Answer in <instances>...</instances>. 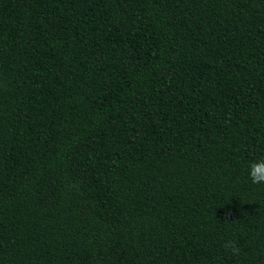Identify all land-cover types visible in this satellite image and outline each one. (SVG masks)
I'll return each instance as SVG.
<instances>
[{"label": "trees", "instance_id": "obj_1", "mask_svg": "<svg viewBox=\"0 0 264 264\" xmlns=\"http://www.w3.org/2000/svg\"><path fill=\"white\" fill-rule=\"evenodd\" d=\"M261 157L264 0H0V264H264Z\"/></svg>", "mask_w": 264, "mask_h": 264}, {"label": "clouds", "instance_id": "obj_2", "mask_svg": "<svg viewBox=\"0 0 264 264\" xmlns=\"http://www.w3.org/2000/svg\"><path fill=\"white\" fill-rule=\"evenodd\" d=\"M248 176L253 184H264V157L255 159L248 165ZM225 251L239 255L241 247L238 241L227 240L223 244Z\"/></svg>", "mask_w": 264, "mask_h": 264}]
</instances>
